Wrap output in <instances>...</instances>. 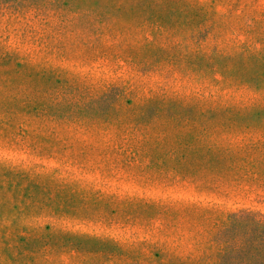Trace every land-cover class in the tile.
<instances>
[{
    "label": "rangeland",
    "instance_id": "obj_1",
    "mask_svg": "<svg viewBox=\"0 0 264 264\" xmlns=\"http://www.w3.org/2000/svg\"><path fill=\"white\" fill-rule=\"evenodd\" d=\"M264 212V0H0V264H215Z\"/></svg>",
    "mask_w": 264,
    "mask_h": 264
},
{
    "label": "trees",
    "instance_id": "obj_2",
    "mask_svg": "<svg viewBox=\"0 0 264 264\" xmlns=\"http://www.w3.org/2000/svg\"><path fill=\"white\" fill-rule=\"evenodd\" d=\"M215 264H264V212L240 209L229 213L216 232Z\"/></svg>",
    "mask_w": 264,
    "mask_h": 264
}]
</instances>
